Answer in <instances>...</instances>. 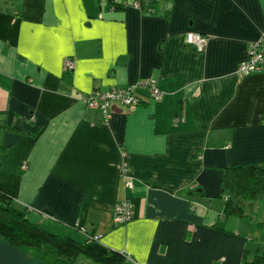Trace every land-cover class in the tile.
Segmentation results:
<instances>
[{
	"label": "crops",
	"instance_id": "crops-1",
	"mask_svg": "<svg viewBox=\"0 0 264 264\" xmlns=\"http://www.w3.org/2000/svg\"><path fill=\"white\" fill-rule=\"evenodd\" d=\"M110 2L0 0V192L45 230L81 240L80 223L134 264H242L254 230L264 244L263 203L228 217L219 195L226 168L264 167V71L237 73L250 43L264 47V0H160L156 14ZM147 81L161 98L138 86L139 107L110 101V119L81 98ZM12 175L22 193L1 184ZM124 200L134 218L118 226ZM81 258L0 240V264H93Z\"/></svg>",
	"mask_w": 264,
	"mask_h": 264
},
{
	"label": "trees",
	"instance_id": "trees-1",
	"mask_svg": "<svg viewBox=\"0 0 264 264\" xmlns=\"http://www.w3.org/2000/svg\"><path fill=\"white\" fill-rule=\"evenodd\" d=\"M159 1L135 0V3L141 11L156 14L154 10ZM110 3L114 5L113 0ZM118 7L120 9L121 5ZM219 197L225 198L226 216L245 219L250 217L251 204L264 202V167L226 168L223 172ZM26 215V210L18 209L9 195L0 192V240L21 249H29L34 253L60 259L62 262L63 260L75 262L80 257H86L95 264H134L124 255L102 246L99 241H87L79 234V230L84 228L80 223L74 230L81 236V240H76L53 234L28 220ZM255 243L254 241L244 251L242 264H264V247H262L264 244L260 242L256 245L259 248L251 252L250 247Z\"/></svg>",
	"mask_w": 264,
	"mask_h": 264
},
{
	"label": "built area",
	"instance_id": "built-area-1",
	"mask_svg": "<svg viewBox=\"0 0 264 264\" xmlns=\"http://www.w3.org/2000/svg\"><path fill=\"white\" fill-rule=\"evenodd\" d=\"M185 43L197 51H203L208 45V38L202 34L189 32L186 34ZM70 67L72 62L67 63ZM71 69V67H70ZM264 71V47L261 41H257L249 44L247 59L244 60L237 69L239 77H245L251 73ZM142 86L148 89L149 93L155 99H160L162 94L161 91L154 85V83L147 81L142 84H131L127 89L119 90L112 89L109 91H93L88 95H82L83 101L88 108L101 109L106 118L109 119L110 101H117L121 106L125 107L129 113L135 111L140 103V98L136 94V88ZM24 166V165H23ZM120 168L121 177L124 179V184L132 187V181L126 178L128 172V165L124 162ZM120 166V167H121ZM28 165L25 164L23 167L27 169ZM134 218V205L130 200H124L115 205L114 210V223L118 226L128 224ZM78 227V225H77ZM83 233L86 232L85 228L80 229ZM87 237V235H86ZM99 241V237L95 238Z\"/></svg>",
	"mask_w": 264,
	"mask_h": 264
},
{
	"label": "rangeland",
	"instance_id": "rangeland-1",
	"mask_svg": "<svg viewBox=\"0 0 264 264\" xmlns=\"http://www.w3.org/2000/svg\"><path fill=\"white\" fill-rule=\"evenodd\" d=\"M81 98H82V96H81ZM82 100H83V98H82ZM84 102V101H83ZM111 118V117H110ZM109 118V119H110ZM25 164L26 163H24L23 165L25 166ZM24 166H22V168L24 167ZM123 166H121L120 168H122ZM24 169V168H23ZM126 176H127V174H126ZM13 179H8V182H5L4 180H1V184H5V185H7V188H8V192H11V188L13 187V192L14 193H22V189H23V187H24V185H22V184H20V182L18 181V177H16V176H14V175H12L11 176ZM125 188L126 189H129V190H133L134 189V183L132 182V187H130L128 184H127V182H125ZM17 199H14V203H17L18 201H16ZM222 200V199H221ZM216 203H218V201H215ZM16 206H18L17 204H15ZM260 207H261V204L260 203H256L255 205H253L252 206V210H253V212H254V214L252 215V218L254 219V221L256 222V223H258V222H261V223H263L264 224V213H263V209H260ZM263 207H264V202H263ZM114 210H115V206H114ZM113 219H114V217H113ZM78 225V224H77ZM77 225H75V227L74 228H76L77 227ZM245 229H247L248 230V227H246ZM79 233L81 234V235H83V236H89L90 234L88 233V231L86 230V232L85 233H83L81 230H79ZM260 234H261V231L259 232V231H256V230H254L253 231V233H252V237L253 238H255L258 242H256V243H258V244H255L254 246H252V247H250V250H251V252H254L257 248H259L258 246H256V245H259L260 244ZM99 240H100V238H99ZM262 247H264V246H262ZM254 254H252V256H253ZM81 259H83V260H87V258H85V257H82ZM88 261V260H87ZM91 263V262H90ZM93 263V262H92ZM94 264V263H93Z\"/></svg>",
	"mask_w": 264,
	"mask_h": 264
},
{
	"label": "bare ground",
	"instance_id": "bare-ground-1",
	"mask_svg": "<svg viewBox=\"0 0 264 264\" xmlns=\"http://www.w3.org/2000/svg\"><path fill=\"white\" fill-rule=\"evenodd\" d=\"M98 236H96V235H89V236H87V237H85L86 239H87V241H89V242H98V240H96L95 238H97Z\"/></svg>",
	"mask_w": 264,
	"mask_h": 264
}]
</instances>
